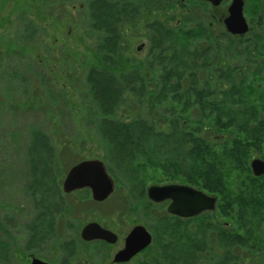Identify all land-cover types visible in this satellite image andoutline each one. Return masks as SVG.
Segmentation results:
<instances>
[{
    "label": "rangeland",
    "instance_id": "obj_1",
    "mask_svg": "<svg viewBox=\"0 0 264 264\" xmlns=\"http://www.w3.org/2000/svg\"><path fill=\"white\" fill-rule=\"evenodd\" d=\"M243 1L251 31L241 39L222 24L226 2L0 0V264H30V254L50 264H111L115 248L81 239L93 222L121 240L146 226L153 245L133 264H264V245L255 249L264 226L233 219L232 188L193 168L200 146L220 148L238 128L264 125V0ZM119 61L126 65L111 67ZM238 87L259 111L250 122L241 105L225 104ZM224 105L237 111L223 113ZM171 133L175 143H166ZM250 137V145L259 138ZM262 142L248 152L242 179H256L250 163L264 161ZM85 160L105 163L114 202L64 192L69 170ZM155 184L191 186L217 198L216 209L172 219L147 204Z\"/></svg>",
    "mask_w": 264,
    "mask_h": 264
},
{
    "label": "water",
    "instance_id": "obj_2",
    "mask_svg": "<svg viewBox=\"0 0 264 264\" xmlns=\"http://www.w3.org/2000/svg\"><path fill=\"white\" fill-rule=\"evenodd\" d=\"M182 2L185 0H181ZM218 6L224 0H199ZM226 30L235 36H244L249 31V26L244 17L243 0H233L229 7V16L224 20ZM256 178L264 176V161L253 159L250 164ZM114 181L108 175L104 164L99 160L83 161L75 165L69 172L65 182L64 191L72 193L78 189L90 188L93 199L103 202L114 192ZM148 197L154 202L171 200L169 213L182 218H192L204 212L216 209L217 198L208 196L202 191L185 185H153L148 188ZM83 240L87 242L104 240L116 243L117 236L97 223L88 224L82 232ZM152 237L143 226L133 229L126 239L125 248L120 251L114 263H127L141 251L151 245ZM31 264H49L33 256Z\"/></svg>",
    "mask_w": 264,
    "mask_h": 264
},
{
    "label": "trees",
    "instance_id": "obj_3",
    "mask_svg": "<svg viewBox=\"0 0 264 264\" xmlns=\"http://www.w3.org/2000/svg\"><path fill=\"white\" fill-rule=\"evenodd\" d=\"M250 97L251 96L245 94V92L243 90H240V88L238 87L235 88L231 92V94H229L225 104H227L230 99V102L232 101L234 105H241L240 107H243L244 110L243 113L247 114V117L249 119L247 120V122H250V119L255 118L259 112L256 107H253L250 104ZM199 102L207 107H215L210 103L208 104L206 102H203L202 98H200ZM220 109L221 111H223V113L231 114H235V111H237L236 108L229 106L226 107L225 105L220 107ZM232 133L235 135L233 141L228 142L226 145L220 148L214 149L212 147L200 146V154L203 155V157H200L199 163H197V165H195V167L193 168L202 170L204 173H206V176H204L205 180H210L216 177L219 180L223 181L221 183L224 186H221L222 189L230 186L232 190L230 191L231 194L228 192L227 200L233 203V213H236L237 207V212H239V214H234L233 219H235L236 221H240L242 217L250 216L253 219L255 225H260V231L261 227L264 226V223H262L264 221V183H261V178L255 179L251 176L248 177L247 175H245L242 179V165L245 164L249 171V164L248 161H246V157L248 152L251 151L253 147L260 146L263 143L262 140H264V125H261L260 127L257 126L255 128L245 127L243 131L238 128ZM242 133L245 134L242 135ZM251 134L258 135L259 137L254 145H250L249 143V137ZM173 137L174 135L173 133H171L168 136L169 141L167 140L166 143H175L173 141ZM133 155L134 154H130V157H132ZM169 160L170 159L165 161V166H174L172 162H169ZM235 169L241 175L232 176V173H223L225 171H233ZM236 188H238V194L234 193V189ZM247 230L248 228H245V231ZM238 233V229L235 230L234 234L237 235ZM258 240L262 241V239ZM257 245L261 248L255 249L261 250L264 244L260 242Z\"/></svg>",
    "mask_w": 264,
    "mask_h": 264
},
{
    "label": "flooded vegetation",
    "instance_id": "obj_4",
    "mask_svg": "<svg viewBox=\"0 0 264 264\" xmlns=\"http://www.w3.org/2000/svg\"><path fill=\"white\" fill-rule=\"evenodd\" d=\"M224 2H226V3H229V5H230V3L232 2V0H224L220 5H218V6H216V7H214L215 9L216 8H218V7H220ZM228 14H229V12H228ZM227 18V16L222 20V24H223V22H224V20ZM224 25V24H223ZM250 27V26H249ZM224 28H225V25H224ZM250 31H251V28L249 29V33H250ZM70 33H71V30H69V34L68 35H70ZM248 33V34H249ZM247 34V35H248ZM241 38V37H240ZM243 38V37H242ZM241 38V39H242ZM145 49V44H141L138 48H137V52H142L143 50ZM262 61H264V58L261 60V61H259V64H260V66H261V62ZM130 62V61H129ZM40 64L41 65H43V66H45V67H47V68H50V70L51 71H54V70H58L59 68L54 64H49V61L48 60H45V59H40ZM263 64H264V62H263ZM116 65H126V63L123 61V62H121V61H119V62H117V63H114V64H112L111 65V67H113V68H116ZM260 68V67H259ZM263 69H264V67H263ZM55 73V72H54ZM262 124H264V119H263V122H262ZM73 167V166H72ZM71 170V169H70ZM69 170V171H70ZM69 173V172H68ZM109 174H110V172H109ZM68 175V174H67ZM111 175V174H110ZM67 177V176H66ZM63 188H64V185H63ZM85 190H88V191H90V189H85ZM79 191H82V190H79ZM76 192H78V191H76ZM91 192V191H90ZM73 193H75V192H73ZM72 193V194H73ZM70 195V194H69ZM148 198V197H147ZM110 199V198H109ZM108 199V200H109ZM108 200H106V201H104V202H101V203H97V202H95V203H97V204H100V205H105V204H109V203H112V202H114V201H108ZM149 201V203L147 202V204L149 205H155V206H158V207H162L163 208V210H164V214H165V212L167 213V215H169V216H171V217H173L172 219H176L177 220V218H179V219H181V220H191V219H193V220H196V217H194V218H188V219H185V218H181V217H179V216H175V215H171L170 213H169V208H170V205H171V203H172V201L171 200H166V201H164V202H154V201H151V200H148ZM94 202V201H93ZM114 205H120V201H118V202H115V203H113V206ZM135 208L136 207H134L133 209H134V211H135ZM132 209V210H133ZM138 209V208H137ZM134 211H132V213L133 214H135L134 213ZM123 213L125 214L126 213V211H123ZM122 214V212L121 213H119V215H121ZM122 216V215H121ZM201 216V215H200ZM199 217V216H198ZM168 218V217H167ZM103 229H105V230H107V231H111L112 233H114L116 236H117V241H116V243H114V244H110V243H107L106 241H92V242H86V243H94V242H101V243H103V245H105V246H107V247H109V248H115V252L113 253V255H112V260H111V264H133L137 259H139L140 258V256L141 255H143L145 252H147L151 247H152V245H153V238H152V243H151V245L145 250V251H143V252H141V253H139V254H137L133 259H131L129 262H127V263H114L113 261H114V259H115V257H116V255L120 252V251H122L124 248H125V244H126V239H127V236L129 235V233L135 228V227H137V226H143L148 232H149V230L146 228V226H144V225H141V224H135L134 225V227L133 228H131V230L126 234V235H124V237H123V240H121L120 239V235L119 234H117L116 233V231L114 230V229H112V228H109V227H105V226H102V225H100ZM183 230V229H182ZM83 231V230H82ZM149 234L151 235V233L149 232ZM151 237H152V235H151ZM81 239H82V232H81ZM83 240V239H82ZM85 242V241H84ZM122 243V244H121ZM119 247V248H118ZM29 256H31V254L29 255ZM150 263H152V259H151V262ZM150 263H148V264H150ZM153 263H155V264H160L159 263V261L157 260V259H155V258H153Z\"/></svg>",
    "mask_w": 264,
    "mask_h": 264
},
{
    "label": "bare ground",
    "instance_id": "obj_5",
    "mask_svg": "<svg viewBox=\"0 0 264 264\" xmlns=\"http://www.w3.org/2000/svg\"><path fill=\"white\" fill-rule=\"evenodd\" d=\"M229 103L231 104V103H233V102L231 101V102H229Z\"/></svg>",
    "mask_w": 264,
    "mask_h": 264
}]
</instances>
